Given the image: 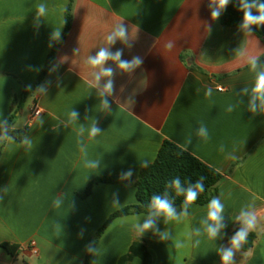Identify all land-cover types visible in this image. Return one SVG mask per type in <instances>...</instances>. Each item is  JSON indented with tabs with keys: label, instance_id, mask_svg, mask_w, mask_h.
<instances>
[{
	"label": "crops",
	"instance_id": "1",
	"mask_svg": "<svg viewBox=\"0 0 264 264\" xmlns=\"http://www.w3.org/2000/svg\"><path fill=\"white\" fill-rule=\"evenodd\" d=\"M209 5L210 0H0V264H84L104 223L137 203L136 178L166 140L223 176L211 199L219 197L224 205V227L214 240L207 237L202 221L210 201L192 205L187 215L175 208L179 220L153 216V228L143 234L134 226L151 213L117 217L90 264H120L136 239L146 243L151 264H222L220 250L231 247L241 227L237 216L252 208L259 222L249 235L256 239L248 251L234 252L233 264H264V110L258 100L250 110L255 72L249 65L255 55L257 71L264 69V40L240 24L223 25L221 15L213 20ZM119 26L126 37L109 42ZM102 49L121 52L120 60L91 65ZM51 54L43 80L21 104ZM135 57L140 65L119 67ZM106 69L110 76L103 75ZM34 107L41 114L31 119ZM9 121L10 129H29L23 141L6 136ZM129 171L131 182H101L82 197L96 178ZM195 228L208 238L204 254L192 251L189 260L179 259L171 251L177 242L185 251L188 237L193 247ZM3 243L16 245V255Z\"/></svg>",
	"mask_w": 264,
	"mask_h": 264
},
{
	"label": "trees",
	"instance_id": "2",
	"mask_svg": "<svg viewBox=\"0 0 264 264\" xmlns=\"http://www.w3.org/2000/svg\"><path fill=\"white\" fill-rule=\"evenodd\" d=\"M242 17L243 13L239 8V0H230L226 9L222 11L220 20L223 25L233 27L241 24ZM69 21L70 5L66 11L67 28ZM253 32L264 40V35L257 25L253 26ZM52 59L53 54L50 55L40 79L33 86L24 90L22 100L20 102L21 104L33 91L36 90L40 82L43 80ZM10 127L11 121H9L7 125V130L5 132L6 136H11L17 141H23L26 138L29 130L27 127L18 130L10 129ZM177 177H179L181 187L184 189H187L190 185H194L197 180L203 178L204 191L198 195L197 199L191 205L188 206L187 210L192 205L207 204L211 200L213 191L217 188V185L223 178L218 171L206 165L189 152L183 150L168 140L164 141L153 163L143 167L136 178L135 187L137 203L116 211L104 223V225L97 232L96 236L90 241L85 254L84 264L91 263V259L99 239L115 218L127 215L152 213L153 209H151L150 203L153 195H159L162 198L166 197L172 203L174 208L184 209V195L182 193H178L176 188L171 183L172 180ZM132 180V176H127L125 178V174L113 177L96 178L89 183L86 190L82 194V197L88 196L91 193L92 188L98 183H129ZM255 239V234H250L247 237L246 242L242 245V250L244 252L248 251L253 246ZM1 246L10 255H16L18 250L16 245L3 243ZM89 248H91L92 251H89ZM135 257L141 259V264H151L152 262L151 254L147 249L146 243L142 239H136L133 242L128 253L120 259V264L131 261Z\"/></svg>",
	"mask_w": 264,
	"mask_h": 264
},
{
	"label": "clouds",
	"instance_id": "3",
	"mask_svg": "<svg viewBox=\"0 0 264 264\" xmlns=\"http://www.w3.org/2000/svg\"><path fill=\"white\" fill-rule=\"evenodd\" d=\"M230 3V0H210V7H213L211 11V17L213 20L218 19L221 15V12L226 9L227 5ZM239 8L243 13L242 22L239 25V28L245 31L247 34L251 35L253 26L255 25H264V2L262 0H239ZM255 10V11H254ZM45 12V6H39V13L43 14ZM59 35V32L56 33ZM115 37L125 38L126 29L123 26H119L116 32L108 36L109 42H114ZM172 45L169 44V47ZM121 52L117 51L114 55L110 54L106 49L99 51L95 58H90L89 63L93 66L102 65L104 62L111 60L119 61ZM142 63L140 57H135L131 62L122 61L119 64L121 69H131ZM249 65L251 70L255 72V81L251 88L252 99L250 102V110H256L255 102L258 100L260 102L262 110H264V69L257 71L258 57L255 55L249 56ZM112 74L111 69H106L103 71V75L110 76ZM99 79V77H97ZM106 90L112 88L111 81L105 86ZM247 91V90H245ZM77 113L73 112L72 116L75 117ZM99 132V129L93 127L91 129V135L96 136ZM201 133L204 134V130L201 129ZM206 136V134H204ZM94 166V165H92ZM131 171L125 174L131 176ZM172 185L176 188L178 193L184 195V212L183 215H187V208L191 205L198 197L200 193L204 191L203 178L197 180L194 185H190L187 189L181 187V182L179 177L172 180ZM151 209L153 212L150 217L145 220L142 225H135V230L138 234H143L145 231L152 229L154 226L153 216H164L167 220H179L175 208L172 206V203L165 197L162 198L159 195H153L150 203ZM224 205L221 202L219 197H214L210 200L207 205V215L206 219L202 223L206 224V235L209 239L214 240L221 228L224 227L222 224L223 220ZM241 227L234 234L230 240V245L228 249H221V260L222 264H233L234 252L239 250L242 245L246 242L247 237L251 231H254L259 222L257 211L252 208V210H241L240 214L237 216ZM167 236H162V239H166ZM183 245L179 242L176 243V247H182ZM89 251H92L89 248Z\"/></svg>",
	"mask_w": 264,
	"mask_h": 264
},
{
	"label": "rangeland",
	"instance_id": "4",
	"mask_svg": "<svg viewBox=\"0 0 264 264\" xmlns=\"http://www.w3.org/2000/svg\"><path fill=\"white\" fill-rule=\"evenodd\" d=\"M200 228H195V233H194V243H193V247H191L190 245V237H188V242L186 244V248L185 251H182V247H176V251H171L172 254H174L176 257H178L179 259H184L185 256L187 257V259L189 260V256L191 255V252L193 251V253L195 252V254H201L203 255L204 253H202V248L205 247L204 243H207L208 238H204L203 237V233H202V229L199 230ZM181 249V250H180ZM174 252V253H173ZM170 253V254H171Z\"/></svg>",
	"mask_w": 264,
	"mask_h": 264
},
{
	"label": "built area",
	"instance_id": "5",
	"mask_svg": "<svg viewBox=\"0 0 264 264\" xmlns=\"http://www.w3.org/2000/svg\"><path fill=\"white\" fill-rule=\"evenodd\" d=\"M219 90L222 91L223 88H219ZM31 112H32L31 119H34V118L38 117L41 114V110L39 108H35V107L31 110ZM31 245L33 247L32 248L33 249V253L37 254V250L35 249V243L31 242Z\"/></svg>",
	"mask_w": 264,
	"mask_h": 264
},
{
	"label": "water",
	"instance_id": "6",
	"mask_svg": "<svg viewBox=\"0 0 264 264\" xmlns=\"http://www.w3.org/2000/svg\"><path fill=\"white\" fill-rule=\"evenodd\" d=\"M262 2H264V0H262ZM257 26L260 29V31L262 32V34L264 35V25H257Z\"/></svg>",
	"mask_w": 264,
	"mask_h": 264
}]
</instances>
